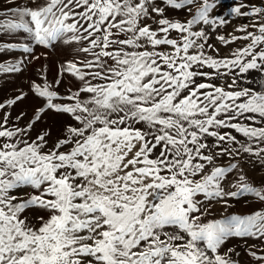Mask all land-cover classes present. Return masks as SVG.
<instances>
[{
	"label": "snow or ice",
	"instance_id": "1",
	"mask_svg": "<svg viewBox=\"0 0 264 264\" xmlns=\"http://www.w3.org/2000/svg\"><path fill=\"white\" fill-rule=\"evenodd\" d=\"M218 3L7 0L3 14L14 19L0 30L45 48L76 45L54 83L64 73L80 83L63 97L34 85L45 102L26 128L0 118V264H241L236 247L223 248L231 238L264 264V247L247 244L264 243V182L228 180L243 154L264 167V90L239 83L264 73V6L231 7L248 23L216 36L242 42L221 56L203 27L229 22L210 18ZM176 10L190 18H172ZM47 112L74 123L51 146L50 129L24 139ZM249 195L260 205L250 214L208 219L212 202L228 208Z\"/></svg>",
	"mask_w": 264,
	"mask_h": 264
},
{
	"label": "rangeland",
	"instance_id": "2",
	"mask_svg": "<svg viewBox=\"0 0 264 264\" xmlns=\"http://www.w3.org/2000/svg\"><path fill=\"white\" fill-rule=\"evenodd\" d=\"M29 2L30 0H16V3L20 7L29 4ZM31 2L34 3L35 0H31ZM242 2H250L256 6H264V0H219L217 6L210 13V18L223 16L229 22L215 30L206 25L203 26L205 30L209 32V43L219 48L221 56H226L230 51L241 46L242 42L240 41L229 46H224L220 44L216 36L225 35L228 37L229 34L238 35L239 33H234V29L242 24L248 23V18L230 14L231 7ZM7 7V0H0V23L9 19H14L10 14H3V10ZM170 15L174 19L183 20L190 18L184 10H176L175 13H171ZM173 35H175V33H173ZM5 45H16V47L8 48L4 47ZM24 45L33 49L31 54L24 52ZM75 47L76 45L65 44L63 43V39H60L53 42L52 46L45 48L43 45H37L33 36L22 30L16 32L0 30V104L5 105L4 108H0V118L5 115L8 116L7 127L26 128L33 118L35 109L44 104L45 98L36 95L34 85L43 87L44 84L47 83L52 86L50 90L57 91L58 95L61 97L67 94L69 88H72L73 91L76 90L80 82L75 80V78L68 73L63 74L59 86H56L54 83L60 78L58 76L60 65L74 58ZM36 57H39V59H36ZM227 82L230 83L231 80L228 79ZM216 83L224 84L225 80H217ZM239 83L243 87H249L258 92L262 91L264 90V73L258 74L255 70H252L250 73L243 74V78ZM18 96H22L23 98L16 100L14 104L8 103L11 100H15ZM55 102L66 103L67 101L56 100ZM18 116L21 117L19 120H17ZM68 123H74L70 117L66 115L58 116L52 112H47L40 121L33 125L31 130L28 131L27 136L23 138L35 139L39 133L50 129L51 136L49 137V146H51L57 137L62 135L63 128ZM230 131L232 134L236 135L238 139H246L242 137L240 133H236L235 130ZM220 163L226 165L228 163V158H222ZM239 175H245L250 182L254 181L255 185L259 186L264 182V167L260 165L258 158L243 154V158L240 160V168L234 170V173L229 175L228 180L235 183ZM21 195H23V193H21ZM202 198L203 197H201V199ZM229 204L231 206L225 208L221 203L212 202L210 208L211 216L208 217V219H219L230 214L246 215L250 214L253 209H258L260 207L259 203L250 195L247 199L243 197L239 199H229ZM27 214L29 216H34L33 212ZM247 244H256L260 247H264V243L256 239H248ZM231 247H236L237 251L241 253L239 257H233L234 259H238L241 264H254L251 257L246 253V245L243 240L231 238L223 246L224 249Z\"/></svg>",
	"mask_w": 264,
	"mask_h": 264
}]
</instances>
